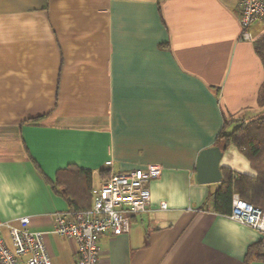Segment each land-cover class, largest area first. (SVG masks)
<instances>
[{"label": "crops", "instance_id": "1", "mask_svg": "<svg viewBox=\"0 0 264 264\" xmlns=\"http://www.w3.org/2000/svg\"><path fill=\"white\" fill-rule=\"evenodd\" d=\"M238 7L0 0V221L28 217L50 263L73 264L76 243L52 232L53 214L88 203L79 170L92 172L94 187L155 164L150 208L127 234L99 239L98 264H244L264 234L214 213L220 183L199 184L195 174L223 119L231 131L264 113L256 51L264 27L255 23L252 41L240 40ZM220 167L256 176L234 146Z\"/></svg>", "mask_w": 264, "mask_h": 264}, {"label": "built area", "instance_id": "2", "mask_svg": "<svg viewBox=\"0 0 264 264\" xmlns=\"http://www.w3.org/2000/svg\"><path fill=\"white\" fill-rule=\"evenodd\" d=\"M239 39L252 41L251 26L264 27V0H239L237 13ZM161 176V168L149 164L143 169L114 174L91 188V207L87 210H66L53 214V233L76 243L73 264H98L99 239L104 235L127 234L130 220L148 211L151 206L150 184ZM161 210L166 205H159ZM229 218L264 234V210L232 197ZM28 217L18 219V225L0 221V264H51L44 244V234L29 229ZM7 231L9 243L3 236Z\"/></svg>", "mask_w": 264, "mask_h": 264}, {"label": "trees", "instance_id": "3", "mask_svg": "<svg viewBox=\"0 0 264 264\" xmlns=\"http://www.w3.org/2000/svg\"><path fill=\"white\" fill-rule=\"evenodd\" d=\"M256 51L264 68V37L256 43ZM264 93V85L261 94ZM238 122V121H237ZM232 123V122H231ZM230 122L223 119L222 126L214 140V147L224 153L229 146H234L248 160L256 172L254 178L237 174L229 169L220 167L222 180L213 194V211L221 216H229L232 210V197L237 195L240 200L264 210V113L248 123L238 122V125L228 131ZM39 171V169H38ZM44 181L49 182L39 171ZM85 181L84 202L82 208L71 210H87L91 207V178L92 172L79 170ZM100 175L107 176V171L101 170ZM63 196V194H62ZM244 264H264V244L258 241L250 245L245 253Z\"/></svg>", "mask_w": 264, "mask_h": 264}, {"label": "water", "instance_id": "4", "mask_svg": "<svg viewBox=\"0 0 264 264\" xmlns=\"http://www.w3.org/2000/svg\"><path fill=\"white\" fill-rule=\"evenodd\" d=\"M222 154L218 147H210L199 152L195 164L197 183L215 184L221 182L219 162Z\"/></svg>", "mask_w": 264, "mask_h": 264}]
</instances>
